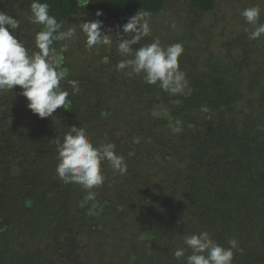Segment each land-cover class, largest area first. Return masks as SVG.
Masks as SVG:
<instances>
[{"label":"trees","instance_id":"1","mask_svg":"<svg viewBox=\"0 0 264 264\" xmlns=\"http://www.w3.org/2000/svg\"><path fill=\"white\" fill-rule=\"evenodd\" d=\"M30 2L0 0V11L20 21L16 35L31 49ZM41 2L66 27L103 21L113 45L89 51L79 31L68 42L61 85L71 104L49 118L27 109L19 86L0 92V264H182L174 249L201 230L224 246L230 237L239 241L243 253L232 264H264V131L257 128L264 124V37L249 39L242 17L236 29L227 21L203 25L218 0H180L187 10L168 31L153 25L140 42L183 45L179 64L192 91L171 95L117 71L115 43L137 11L155 15L173 0ZM242 4L258 5L264 23V0ZM69 80L81 91L71 95ZM72 125L87 128L94 144L113 143L127 163L124 175L102 165L98 214L89 212L93 201L81 206L80 185L54 172L51 140Z\"/></svg>","mask_w":264,"mask_h":264},{"label":"clouds","instance_id":"2","mask_svg":"<svg viewBox=\"0 0 264 264\" xmlns=\"http://www.w3.org/2000/svg\"><path fill=\"white\" fill-rule=\"evenodd\" d=\"M49 4L41 0H31L26 16L27 22L36 25L32 34L31 49L28 43L16 35L20 21L5 11H0V92L13 90L19 86L18 95L27 101L26 107L39 118H49L58 108L67 109L71 104L70 93L61 82L68 75L63 67V53L68 50L69 41L79 33L84 38V47L91 51L99 47L108 50L113 45L112 30L104 29L101 20L81 21L66 27L67 21H58L49 14ZM261 9L258 5L245 7L240 15L251 28L245 31L251 40L264 37V23L260 22ZM97 17L102 13L97 11ZM151 12L139 10L120 25L116 33L115 48L121 59L115 65L116 70L129 78L139 76L150 86H158L171 95H190L191 87L186 73L181 70L179 58L183 54V45L179 42L162 45L156 37L151 42L141 44V40L151 36ZM54 45H59V48ZM140 45L139 47H134ZM107 62L108 58L104 57ZM71 95L80 92L77 80H69ZM264 131V124L257 125ZM55 145L54 172L64 184H78L86 192L82 207L93 201L90 214L102 206L96 201L94 189L105 181L102 165L107 162L114 173L124 175L127 163L124 156L118 155L111 142L94 144L85 127L68 126L62 136L51 140ZM32 205L31 199L25 200V206ZM184 247L174 249L173 256L182 264H232L235 253H243L239 241L230 237L227 246L212 238L207 230L183 236Z\"/></svg>","mask_w":264,"mask_h":264},{"label":"rangeland","instance_id":"3","mask_svg":"<svg viewBox=\"0 0 264 264\" xmlns=\"http://www.w3.org/2000/svg\"><path fill=\"white\" fill-rule=\"evenodd\" d=\"M241 2L246 3L247 0H218L216 8L212 12L204 15L205 22L202 23L203 18L199 19V21L206 27H214L216 24L222 23V21L232 22L233 28L235 29L237 27L239 28V26L243 27V23L241 24L239 22V19L241 18L240 12L244 9V5ZM182 4L180 0H173L172 4H167L160 13L151 15V29L154 25V30L166 33V31H168L166 27L168 25L172 26V23L177 21L178 12H185L187 10L184 9L185 7H182ZM216 31V35L220 37L219 29H216ZM169 44H172V42Z\"/></svg>","mask_w":264,"mask_h":264}]
</instances>
